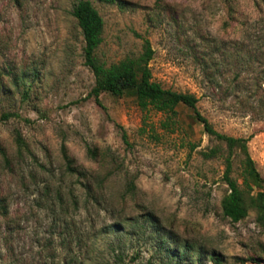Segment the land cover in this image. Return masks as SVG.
I'll list each match as a JSON object with an SVG mask.
<instances>
[{
  "label": "rangeland",
  "instance_id": "374dc122",
  "mask_svg": "<svg viewBox=\"0 0 264 264\" xmlns=\"http://www.w3.org/2000/svg\"><path fill=\"white\" fill-rule=\"evenodd\" d=\"M89 1L103 20L98 56L115 62L146 38L151 79L193 93L215 130L246 138L264 190V0ZM75 2L0 0V264H57L65 253L71 264H264L248 259L264 255L254 212L221 213V159L202 156L213 142L190 108L178 104L167 131L131 97L90 94Z\"/></svg>",
  "mask_w": 264,
  "mask_h": 264
},
{
  "label": "trees",
  "instance_id": "16d2710c",
  "mask_svg": "<svg viewBox=\"0 0 264 264\" xmlns=\"http://www.w3.org/2000/svg\"><path fill=\"white\" fill-rule=\"evenodd\" d=\"M12 1L16 6L21 5V0ZM99 1L114 3L118 0ZM71 15L75 19L82 36L83 64L90 69L93 75V85L90 89V94L93 95L94 99L98 101V95L101 92H107L116 97H131L135 105L141 110L151 109L159 113L161 116L159 126L167 131H172L177 126V105L183 104L190 108L192 110L191 119L201 124L203 132L213 142L207 151L201 153L202 156L204 158L218 157L221 159L222 171L220 179L226 188L220 199L222 215L228 218L229 221L236 222L244 218L249 210H252L255 214V222L264 230L263 179L256 170L254 162L248 153L247 139L240 136L226 135L215 130L212 124L196 110L197 98L193 93L164 88L159 82L152 80L148 62L152 58L153 49L146 38L142 39L140 50L136 54L125 55L115 62L106 63L97 54L103 31V20L98 11L89 0H76L72 5ZM1 114L3 117L9 115L7 112H2ZM122 139L127 143L124 132H122ZM15 142L18 149L21 150L23 144L19 135L15 136ZM90 152H92L91 149ZM0 154L4 159L6 158L1 146ZM63 156L67 170L77 177L85 178V173L73 166L71 159L65 152H63ZM82 184L87 197L86 201L93 200L94 195L91 186L88 183ZM130 189H133L132 183L128 185L127 190ZM56 196L59 200V208L63 211L60 196L57 193ZM0 202V215L5 216L6 210L1 200ZM73 202L77 205L76 198H74ZM133 219L136 218H132L131 221ZM144 219L150 220L149 224L155 229H161L151 215L145 214ZM135 222L132 224H135ZM60 224L62 229H67L68 226L64 221H60ZM110 227L119 228V225L117 223L107 225V228ZM99 229L104 228L100 227ZM67 251L70 252L71 248L68 247ZM113 252V262L122 260L118 250H113ZM66 256L67 253L57 264H71L73 260H67ZM209 257L215 263H220L218 254L211 252ZM248 259L252 260V262L260 261L264 263V255L249 257ZM74 264L82 263L79 261Z\"/></svg>",
  "mask_w": 264,
  "mask_h": 264
}]
</instances>
